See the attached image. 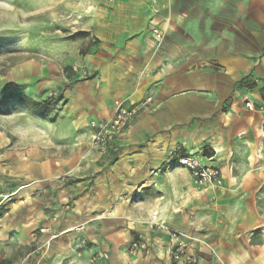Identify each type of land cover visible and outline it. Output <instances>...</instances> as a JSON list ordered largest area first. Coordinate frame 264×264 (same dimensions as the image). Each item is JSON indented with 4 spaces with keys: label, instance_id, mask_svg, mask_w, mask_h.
Here are the masks:
<instances>
[{
    "label": "crops",
    "instance_id": "obj_1",
    "mask_svg": "<svg viewBox=\"0 0 264 264\" xmlns=\"http://www.w3.org/2000/svg\"><path fill=\"white\" fill-rule=\"evenodd\" d=\"M90 10L88 74L73 73L69 95L85 137L72 154H52L50 141L0 153V264H188L173 257L171 230L196 264H264V0H95ZM116 101L136 111L101 152L92 123ZM177 155L217 167L220 184L196 185L172 166Z\"/></svg>",
    "mask_w": 264,
    "mask_h": 264
},
{
    "label": "rangeland",
    "instance_id": "obj_2",
    "mask_svg": "<svg viewBox=\"0 0 264 264\" xmlns=\"http://www.w3.org/2000/svg\"><path fill=\"white\" fill-rule=\"evenodd\" d=\"M93 1L0 0V153L44 150L50 141L52 154L63 145L72 154L84 139L81 124L72 122L69 95L78 80L72 66L86 65L94 43ZM23 257L17 264H36ZM41 263L80 264L69 255Z\"/></svg>",
    "mask_w": 264,
    "mask_h": 264
},
{
    "label": "built area",
    "instance_id": "obj_3",
    "mask_svg": "<svg viewBox=\"0 0 264 264\" xmlns=\"http://www.w3.org/2000/svg\"><path fill=\"white\" fill-rule=\"evenodd\" d=\"M155 33L158 38H162L161 32L156 30ZM73 71L81 76H86L88 74L87 70H82L77 65L73 66ZM149 101H151V98L147 99V102ZM245 105L251 110L256 108L255 104L251 100H247ZM257 109L262 112L261 126L264 133V97ZM135 111L136 109L128 108L123 102L116 101L113 114L110 118L98 123H92V127L94 129L92 142L94 147L101 152H107L116 141L117 137L127 127L131 116L135 113ZM174 163L187 168L191 172L195 184L200 187L220 184V172L215 166L205 165L199 159L190 155H177ZM162 226L163 228H166L165 225L162 224ZM170 245L173 257L176 260L184 258L188 264H196L198 262V258L186 254L189 242L187 241L185 235L181 232L171 230Z\"/></svg>",
    "mask_w": 264,
    "mask_h": 264
},
{
    "label": "trees",
    "instance_id": "obj_4",
    "mask_svg": "<svg viewBox=\"0 0 264 264\" xmlns=\"http://www.w3.org/2000/svg\"><path fill=\"white\" fill-rule=\"evenodd\" d=\"M72 72L74 73V71H73V66H72Z\"/></svg>",
    "mask_w": 264,
    "mask_h": 264
}]
</instances>
